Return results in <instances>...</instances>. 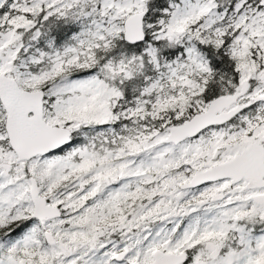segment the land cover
<instances>
[{"label":"snow or ice","instance_id":"6c2138e0","mask_svg":"<svg viewBox=\"0 0 264 264\" xmlns=\"http://www.w3.org/2000/svg\"><path fill=\"white\" fill-rule=\"evenodd\" d=\"M0 264H264V0H0Z\"/></svg>","mask_w":264,"mask_h":264}]
</instances>
